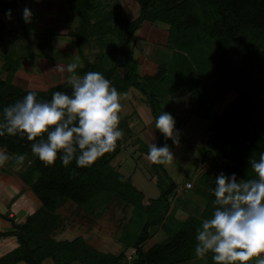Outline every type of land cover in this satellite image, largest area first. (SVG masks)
<instances>
[{
    "label": "trees",
    "instance_id": "16d2710c",
    "mask_svg": "<svg viewBox=\"0 0 264 264\" xmlns=\"http://www.w3.org/2000/svg\"><path fill=\"white\" fill-rule=\"evenodd\" d=\"M26 1L0 0V37L6 28L4 18L23 24L22 5ZM137 1L139 15L128 21L116 5L115 11L104 13L102 0H63L64 8L77 15L78 24L75 30L68 29V35L75 38L78 54L83 56L88 47L99 48L94 59L86 57L83 68H78L77 72L99 71L118 91L127 94L131 89L137 90L147 99L154 120L161 109L168 111L179 132L184 122L181 112L172 107L177 93L181 92L179 97L189 94L192 112L202 117L198 109L205 100L211 96L223 99L228 92L234 91L236 97L222 114L209 120L205 141L196 149L199 162L209 164L204 174L209 186L208 203L200 213L187 212L183 218L174 215L178 209L175 202L180 200L179 184L171 179L164 164L159 163L151 165L159 195L146 198L130 179L112 166L121 152V139L91 165L77 166L75 160L63 165L59 158L45 165L31 153V142L25 137L6 134L0 137V151L12 154L13 159L1 167H8L12 174L15 172L41 206L17 225L15 232H0V236L21 232L18 248L3 256L0 264L20 261L42 264L48 258L53 264H179L198 258L194 253L195 230L203 219L211 216L215 207L211 191L215 186L214 177L221 171L235 172L238 177L254 175L248 168V159L250 156L258 158L264 151V55L260 52L264 45V0ZM144 22L167 25L166 45L173 55L167 69L161 67L154 74L143 75L139 61L133 58L129 35ZM45 37L46 45L44 40L40 41L41 54L50 60L52 35ZM119 56L124 58L123 66L118 64ZM20 60L21 57L11 58L8 63H20ZM28 91H34L40 99L50 100L54 91L70 92L71 86L65 82L43 91L26 90L0 76V108ZM198 100L199 106L196 105ZM158 142L171 145V139L162 133ZM140 150L147 153L148 147L142 144ZM20 153L25 154V160L17 164L14 156ZM183 191L187 192L188 188ZM114 199L133 208L127 224L133 235L139 234L132 244L135 249L132 263H126L125 251L105 253L92 248L81 237L56 239L63 227L59 228V210L65 201L94 212ZM182 207L188 206L183 203ZM0 216L9 218L8 214L0 213ZM159 228L166 229L167 238L144 250L145 243ZM211 256L208 252L203 257L209 264H216Z\"/></svg>",
    "mask_w": 264,
    "mask_h": 264
},
{
    "label": "rangeland",
    "instance_id": "374dc122",
    "mask_svg": "<svg viewBox=\"0 0 264 264\" xmlns=\"http://www.w3.org/2000/svg\"><path fill=\"white\" fill-rule=\"evenodd\" d=\"M102 2L104 13L109 10L115 11L116 5L121 8L128 21L134 20L139 15L140 7L137 0H102ZM25 7L31 11V17L27 22L23 19V24H20L17 20L4 18L6 28L0 37V76L26 90L42 91L68 82L66 78L68 74L63 70L64 65L76 57L84 65L85 58L93 60L99 48L88 47L84 50L83 56L78 54L75 38L68 35V29L75 30L78 24L77 15L76 12L64 8L63 0H27L22 5V10ZM167 29V25L160 22L154 24L144 22L140 29L129 35L133 58L139 61L143 75L154 74L161 67L167 69L171 63L173 52L166 45ZM48 35H52L53 47L50 51L52 58L50 60L42 57L43 50L40 47L41 40H44L43 43L46 45L45 36ZM113 40L118 42L116 39ZM260 52L264 55V45ZM16 57L22 58L20 63H8L9 59ZM12 67L15 69L13 70ZM120 71L124 72L125 68ZM180 93H177L172 107L178 113L181 112L184 127L179 132V143L173 145L171 141L173 159L165 162L164 167L171 179L179 184L177 195L180 200L175 202L178 209L176 208L174 215L183 218L187 212L200 213L208 203L206 198L209 186L204 174L209 164L199 162L196 149L205 141L209 120L214 115H221L236 97V93L230 91L223 99L211 96L212 98L205 100L198 109L202 117L192 112L189 94L183 93L182 97H179ZM171 99L173 100V96ZM199 100L196 102L198 106ZM146 101L147 99L135 89L129 90L121 99L118 125L123 130L120 138L121 152L112 161V166L130 179L146 198H156L159 189L156 186V175L151 167L152 162L147 159L146 152L140 150L142 144L147 147L150 143L160 145L158 142L160 132L155 128L154 115ZM2 165H0L1 173L4 172ZM11 178H14V174ZM183 188H188V191H183ZM28 191L25 188V192ZM21 197L19 196L17 200ZM183 203L188 207L184 209ZM132 209L131 206L128 207L118 199H114L112 203H106L103 209L87 212L70 201H65L59 210L61 216L59 228L63 227L58 238L64 241L81 237L89 246L105 253L119 254L125 251L126 263H132L135 258L132 244L139 234L133 235L134 232L127 224ZM5 221L10 222L3 219V223H7ZM166 238V229L159 228L143 248L148 250ZM188 263L189 260L179 264Z\"/></svg>",
    "mask_w": 264,
    "mask_h": 264
},
{
    "label": "clouds",
    "instance_id": "9594fccd",
    "mask_svg": "<svg viewBox=\"0 0 264 264\" xmlns=\"http://www.w3.org/2000/svg\"><path fill=\"white\" fill-rule=\"evenodd\" d=\"M22 17L25 22L30 19L29 8L22 10ZM78 68H83L78 57L64 65L70 92L54 91L45 100L28 91L0 108V137H25L31 153L45 165L59 158L63 165L75 160L77 166H88L111 151L123 135L118 125L126 93L101 72L79 74ZM175 123L163 109L155 117V128L173 145L179 143ZM146 156L152 163L164 164L173 159V152L167 143H150ZM11 159L12 154L0 151V165ZM14 159L19 164L25 154ZM248 168L253 176L221 171L214 177L215 207L195 230L196 257L211 252L216 264H264V151L258 158L249 157Z\"/></svg>",
    "mask_w": 264,
    "mask_h": 264
},
{
    "label": "crops",
    "instance_id": "0c3cea01",
    "mask_svg": "<svg viewBox=\"0 0 264 264\" xmlns=\"http://www.w3.org/2000/svg\"><path fill=\"white\" fill-rule=\"evenodd\" d=\"M2 171L4 172H0V213L2 215L8 214L9 218H3L0 216V232L12 233L16 231L17 225L24 222L29 215L33 214L40 208L41 202L34 195V193L29 188H27L26 185L22 184L18 180L15 172L13 173L15 178L14 179L11 178L13 174L10 173L11 171L8 167L4 166ZM25 188L30 192H25ZM19 196L22 197L17 200ZM16 200L17 202L15 203ZM3 219L9 220L10 222L5 221L7 223H3ZM59 235L60 233L56 236L57 240H60L58 238ZM20 236L21 232H19L18 234L13 233L5 236H0V259L6 254L18 248V237ZM194 261L199 264H209L206 257L190 259V263L188 264H191ZM196 262H194L193 264H195ZM16 264L27 263L24 261H20ZM42 264H53V261L52 259L48 258L44 260Z\"/></svg>",
    "mask_w": 264,
    "mask_h": 264
},
{
    "label": "water",
    "instance_id": "95a60500",
    "mask_svg": "<svg viewBox=\"0 0 264 264\" xmlns=\"http://www.w3.org/2000/svg\"><path fill=\"white\" fill-rule=\"evenodd\" d=\"M127 29L129 30V26L128 25H127ZM124 63H125L124 58L121 57V56H119L118 57V64H119V66H123Z\"/></svg>",
    "mask_w": 264,
    "mask_h": 264
}]
</instances>
